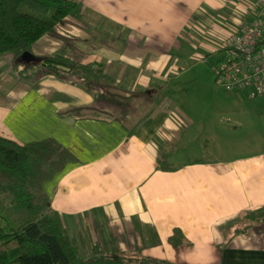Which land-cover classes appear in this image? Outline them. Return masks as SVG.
I'll return each instance as SVG.
<instances>
[{"label":"crops","instance_id":"obj_1","mask_svg":"<svg viewBox=\"0 0 264 264\" xmlns=\"http://www.w3.org/2000/svg\"><path fill=\"white\" fill-rule=\"evenodd\" d=\"M71 1L80 17L66 18L29 55L98 67L110 83L38 67L23 74L28 81L0 57V137L52 139L73 157L41 186L64 230L83 248L100 233L124 258L264 264V222L245 219L264 208V143L218 146L211 131L203 140L193 129L203 118L174 99L185 91L181 76L251 20L258 0ZM174 230L177 248L167 242Z\"/></svg>","mask_w":264,"mask_h":264},{"label":"trees","instance_id":"obj_2","mask_svg":"<svg viewBox=\"0 0 264 264\" xmlns=\"http://www.w3.org/2000/svg\"><path fill=\"white\" fill-rule=\"evenodd\" d=\"M79 17L80 6L71 0H0V57L8 56L11 68L28 81L33 76L23 74L38 67L46 75L58 76V68H63L86 82L104 79L110 83L112 78L100 68L78 65L58 55L20 60L66 18ZM85 86L89 92L90 85ZM72 161L71 154L52 139L19 145L0 137V264H163L124 258L100 233H96L93 248L89 244L83 248L86 257L79 254V245L50 210L41 188ZM245 219L264 222V208L246 214ZM167 242L172 248L181 245L180 232L174 230Z\"/></svg>","mask_w":264,"mask_h":264},{"label":"rangeland","instance_id":"obj_3","mask_svg":"<svg viewBox=\"0 0 264 264\" xmlns=\"http://www.w3.org/2000/svg\"><path fill=\"white\" fill-rule=\"evenodd\" d=\"M220 57L221 52L219 51L213 55H208L200 62V65L195 66L190 72L181 76L178 81H180V86L185 91H178L174 94V99L180 101L179 104H176L179 106L185 105L187 109L190 106L189 103L193 104L194 109L192 112L203 118L201 119L202 124H197L193 129L196 130V135L202 131L203 140L207 138L208 133L211 131L212 134H215L218 146L224 145L228 140L233 144L240 143L247 137L258 140L260 138L264 143L263 99L246 100L241 95L227 93L216 85L212 69L217 68V61ZM28 72H26V75ZM41 72L43 73L44 69ZM229 97L235 98L237 103L231 101ZM246 119L251 122H247ZM234 121L239 122L240 125L234 124L235 128H233L232 122ZM206 145L208 144L205 143L204 146ZM209 146L210 144L208 148ZM67 234L79 245V254L85 258L86 254L79 244L77 234L73 231H67ZM94 245L95 240L89 243L91 248Z\"/></svg>","mask_w":264,"mask_h":264},{"label":"built area","instance_id":"obj_4","mask_svg":"<svg viewBox=\"0 0 264 264\" xmlns=\"http://www.w3.org/2000/svg\"><path fill=\"white\" fill-rule=\"evenodd\" d=\"M219 52L216 85L246 100L264 96V0L257 1L251 20L221 40Z\"/></svg>","mask_w":264,"mask_h":264},{"label":"water","instance_id":"obj_5","mask_svg":"<svg viewBox=\"0 0 264 264\" xmlns=\"http://www.w3.org/2000/svg\"><path fill=\"white\" fill-rule=\"evenodd\" d=\"M20 59L27 62L30 61L32 57L30 55H22Z\"/></svg>","mask_w":264,"mask_h":264}]
</instances>
